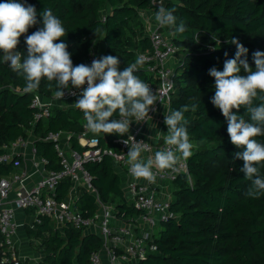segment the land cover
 <instances>
[{
    "label": "trees",
    "instance_id": "16d2710c",
    "mask_svg": "<svg viewBox=\"0 0 264 264\" xmlns=\"http://www.w3.org/2000/svg\"><path fill=\"white\" fill-rule=\"evenodd\" d=\"M151 1L29 0L38 11L50 8L62 19L68 31L57 39L67 42L74 64L89 63L95 42L102 41L106 54L120 58V69L140 54L151 52L141 16L150 9ZM162 7L174 8L177 22L183 20L186 25L183 33H174L167 25L163 28L176 48L168 113L188 105L184 119L190 139L198 144L186 158L187 172L171 182L172 215L153 234L156 250L129 264H264V194L256 198L246 195L250 181L240 171L243 160L233 159L234 152L241 149L230 141L225 117L210 102L214 77L208 73L212 66L222 69L224 60L236 51L232 36L249 49L248 60L254 67L252 52L264 50V0H163ZM23 35L17 48L26 52ZM3 56L0 51V154L5 150L3 145L17 138L26 139L33 132L39 136L33 141L36 153L46 158V168L58 170L53 143L42 138L48 132L63 131L69 135L71 147L83 150L76 137L86 125L83 110L54 105L49 116L34 122L33 92L50 97L57 85L42 78L37 89L25 92L23 77L3 61ZM137 75L146 82L152 79L144 63ZM238 111L248 118L243 106ZM164 134H168L167 127ZM118 136L102 132L98 137L101 158L87 162L85 167L100 199L125 221L138 211L126 200L114 162L104 152L119 151L115 142ZM12 171L11 164L0 163V178ZM69 187L68 180L62 182L56 189V199H63ZM75 204L85 216L94 215L92 193L81 188ZM38 218L39 222L27 227L41 255L37 264H92L90 255L101 251L102 242L96 233H85L83 228L69 224L59 229L47 216Z\"/></svg>",
    "mask_w": 264,
    "mask_h": 264
},
{
    "label": "clouds",
    "instance_id": "9594fccd",
    "mask_svg": "<svg viewBox=\"0 0 264 264\" xmlns=\"http://www.w3.org/2000/svg\"><path fill=\"white\" fill-rule=\"evenodd\" d=\"M154 19L170 26L174 33L185 31L186 25L183 20L177 22L174 8L158 7ZM37 25L34 31H28ZM67 31L62 19L50 8L38 11L29 0H0V51L5 53L3 61L23 77L25 92L37 89L42 78L55 81L56 98H62L69 86L78 89L74 106L83 110L89 131L122 137L127 134L123 142L128 145L129 171L134 177L154 182V167L171 168L181 157L191 156L193 141L184 119L188 105L165 115V141L170 147L157 150L154 158H142L144 144L129 132L131 123L145 121L151 106L159 100L150 84L137 75L144 56L123 69L119 68L120 58L112 54H101L90 63L74 64L67 42L57 39ZM22 34L26 52L17 48ZM231 44L236 51L231 57L225 52L228 58L222 69H208L214 77V93L209 99L225 117L230 141L241 149L234 152L233 159L243 160L240 171L250 181L246 195L256 198L264 194V50L252 52L253 67L248 60L249 49L235 36ZM241 106L248 118L238 111Z\"/></svg>",
    "mask_w": 264,
    "mask_h": 264
},
{
    "label": "built area",
    "instance_id": "2783aa9c",
    "mask_svg": "<svg viewBox=\"0 0 264 264\" xmlns=\"http://www.w3.org/2000/svg\"><path fill=\"white\" fill-rule=\"evenodd\" d=\"M163 0H152L150 10L156 13L158 7H162ZM104 20V17H102ZM165 25L155 22L152 28H147V35L151 43V52L140 54L144 56V70L152 76L147 83L156 91L159 98L150 108L149 116L145 121L131 123L129 132L136 140H142L144 144L143 159L154 158L157 150L170 147L165 141L164 117L169 111L170 93L173 90V64L168 61L173 59L175 46L171 42L170 33L163 31ZM100 54L94 49L89 54V63ZM79 90L75 88L64 89V96L56 98L55 94L44 97L38 92H33L31 106L35 108L33 120L36 122L42 117L51 113V107L55 103L76 99ZM154 109V110H152ZM155 118L158 122V134L154 141H149L142 130V125L150 119ZM101 133H92L84 125L76 137L78 144L84 147L77 150L71 147L69 135L66 134V142L61 141V132H48L43 140L53 143V147L59 158L60 168L48 170L46 175L41 177L31 188L27 189L23 183L31 176L22 165V156L17 148L25 145V140L17 138L3 145L5 150L0 154V163H9L14 171L0 178V247L4 249V256L1 261L12 260L13 264H24L15 251L17 223L14 220L16 210H34V221L39 222L40 216H47L53 222L60 225L69 224L74 228H92L102 242V249L90 255L92 264H101L100 254L104 252L108 264H129L137 262L146 257L149 252L156 250L153 242V234L159 225L166 221L172 214L169 210L170 195H158L157 188L160 183L172 182L181 173L187 172V160L181 157L171 168L157 169L156 180L150 182L143 177H134L130 171V164L126 153L128 145L123 141L125 136H118L115 142L119 151L106 149L104 152L111 157L116 167L125 173L127 180L123 191L126 193V200L137 209L138 215L123 221L113 211L110 204L103 202L93 185V178L86 169L85 164L101 158V147L98 145V137ZM129 144L132 139L129 136ZM31 152L35 155L34 145ZM47 163L43 157L33 162L34 170ZM16 169V170H15ZM68 180L70 187L68 196L63 199H56L57 187ZM76 186L93 194L95 199V212L93 216H85L75 204V195L71 192ZM71 192V193H70ZM74 195V200L71 195ZM77 207V208H76ZM26 264V263H25Z\"/></svg>",
    "mask_w": 264,
    "mask_h": 264
},
{
    "label": "crops",
    "instance_id": "0c3cea01",
    "mask_svg": "<svg viewBox=\"0 0 264 264\" xmlns=\"http://www.w3.org/2000/svg\"><path fill=\"white\" fill-rule=\"evenodd\" d=\"M141 16L143 17V21H144L146 28H152L154 26V24L156 22L154 19L155 13H152L150 9H148L147 11L146 10L143 11ZM93 49H94V51H97V53H99L100 55L106 54V50H105V47H104V44L102 43V41L95 42V46ZM173 62H174V59L169 60L168 65H172ZM76 99H71V100L60 102V103H55L52 105V107L54 105L61 106V107H75L74 101ZM142 130H143L144 134L147 136V139L149 141H154L155 135L158 134V132H157V130H158L157 119L152 118L149 121H147L145 124L142 125ZM59 132H61V135H62L61 141L66 142L65 135L67 133H65L63 131H59ZM37 138H39V136H37L33 132H31V133H29L27 138L24 139L25 145L17 148L18 152L22 155L21 156L22 157L21 162H22L23 167L28 172H31V176L23 183L24 184L23 186L27 189L31 188L41 177L46 175L48 170H52V169L46 168L45 164H44V166L41 165L39 167L38 171L34 170L33 162L37 161L39 157L45 158L44 156H41L38 153H36L34 155L31 152L30 147L33 145V141ZM126 156H127V153H126ZM141 156L143 158V156H144L143 152L141 153ZM115 168L117 169L118 174L120 176L121 187L123 189L124 185H125V181L127 180V177H126L125 173L122 172V170H120L119 167L115 166ZM160 185L161 186H159L157 188V191L159 192L158 195L159 196L160 195L165 196L166 195L164 193V189L166 187L165 183H160ZM78 187L79 186H76L75 189H73L71 191L75 195V198H77V196H79V193H80L81 187H79L80 189ZM124 194L126 197L127 195L125 192H124ZM67 196H68V192H67ZM77 207H79V206L77 205ZM34 216L35 215H34L33 209L16 210L15 214H14V220L18 225L17 231H16V236H15V240H16L15 251L17 253V256L21 258V260L25 259L24 261H25V263L27 262V264H37V262L39 261L40 256H41L36 250L32 251V249L29 247L30 245H33L32 243H34L35 240L32 237L28 236L27 227H32V225L34 224ZM53 223H54L55 227L61 229L59 224H56L55 222H53ZM92 231L93 230L85 231V233L92 232ZM100 255H103L104 257H106L104 252H101ZM3 256H4V249L0 247V263L3 259Z\"/></svg>",
    "mask_w": 264,
    "mask_h": 264
},
{
    "label": "rangeland",
    "instance_id": "374dc122",
    "mask_svg": "<svg viewBox=\"0 0 264 264\" xmlns=\"http://www.w3.org/2000/svg\"><path fill=\"white\" fill-rule=\"evenodd\" d=\"M145 28H146V26H145ZM147 29V28H146ZM4 55H5V53H3ZM29 133H31V132H29ZM29 133H28V135H29ZM198 143L197 142H193V147L194 146H196ZM165 189H164V193L166 194L165 196H167V195H171V191H172V189H173V184L171 183V182H169V181H167V182H165ZM79 188V187H78ZM80 189V188H79ZM81 190V189H80ZM71 199L72 200H74V195L72 194L71 195ZM77 208V207H76ZM136 216V215H135ZM90 230H92V228L91 227H89V228H86V229H84L83 231L85 232V231H90ZM155 232H156V230H155ZM31 249H32V251H34L35 250V248H34V246L33 245H30L29 246ZM25 260V259H24ZM100 260H101V264H108V261H107V258L106 257H104L103 255H100Z\"/></svg>",
    "mask_w": 264,
    "mask_h": 264
},
{
    "label": "bare ground",
    "instance_id": "6f19581e",
    "mask_svg": "<svg viewBox=\"0 0 264 264\" xmlns=\"http://www.w3.org/2000/svg\"><path fill=\"white\" fill-rule=\"evenodd\" d=\"M173 61V60H172ZM174 63V62H173ZM174 65V64H173ZM174 67V66H173Z\"/></svg>",
    "mask_w": 264,
    "mask_h": 264
}]
</instances>
